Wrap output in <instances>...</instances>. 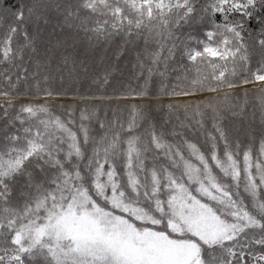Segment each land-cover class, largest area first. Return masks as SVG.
Instances as JSON below:
<instances>
[{
	"label": "snow or ice",
	"instance_id": "snow-or-ice-1",
	"mask_svg": "<svg viewBox=\"0 0 264 264\" xmlns=\"http://www.w3.org/2000/svg\"><path fill=\"white\" fill-rule=\"evenodd\" d=\"M0 264H264V0H0Z\"/></svg>",
	"mask_w": 264,
	"mask_h": 264
},
{
	"label": "trees",
	"instance_id": "trees-1",
	"mask_svg": "<svg viewBox=\"0 0 264 264\" xmlns=\"http://www.w3.org/2000/svg\"><path fill=\"white\" fill-rule=\"evenodd\" d=\"M109 55H111L109 53ZM134 60H133V56L131 53H129V55L127 57H124L121 59V61L119 62V72L116 74V79L117 80H124L127 81L132 72H133V68H132V64H133ZM91 82L89 81L87 84L83 85V87L81 88L82 91H84L85 93H87L88 88L90 86ZM80 87V86H77ZM94 87V86H92ZM109 91H111V89H109ZM61 103H73L71 97H67L64 98L63 100L60 101Z\"/></svg>",
	"mask_w": 264,
	"mask_h": 264
}]
</instances>
